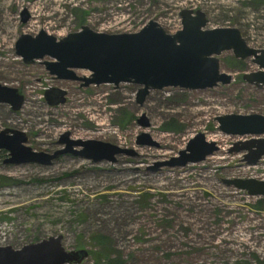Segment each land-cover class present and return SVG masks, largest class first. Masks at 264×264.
<instances>
[{
  "label": "rangeland",
  "instance_id": "374dc122",
  "mask_svg": "<svg viewBox=\"0 0 264 264\" xmlns=\"http://www.w3.org/2000/svg\"><path fill=\"white\" fill-rule=\"evenodd\" d=\"M187 7L205 12V27L237 26L250 45L264 47V0H0V82L24 95L18 109L0 102V129H22L28 145L49 152L64 146L59 136L65 131L136 151L117 154L113 162L64 152L43 164L5 162L8 152L0 149V244L19 247L60 233L67 249L89 252L63 264H264V195L224 181L264 179V156L249 164L244 150L229 151L251 135L224 133L214 119L264 113V85L243 77L259 68L251 57L242 61L223 50L218 56L221 70L232 75L228 83L152 88L140 103V84L81 86L49 73L41 60L52 57L25 63L14 49L23 32L44 29L60 37L82 24L114 32L119 24L135 30L154 19L172 32ZM49 86L64 88L65 101L48 103ZM142 117L149 125L140 124ZM198 130L218 148L197 162L152 169L177 155ZM142 131L159 144L137 143Z\"/></svg>",
  "mask_w": 264,
  "mask_h": 264
},
{
  "label": "water",
  "instance_id": "95a60500",
  "mask_svg": "<svg viewBox=\"0 0 264 264\" xmlns=\"http://www.w3.org/2000/svg\"><path fill=\"white\" fill-rule=\"evenodd\" d=\"M182 27L168 32L154 19H150L136 31L109 32L93 29L82 24L79 29L57 37L40 29L35 34L21 33L14 42L17 55L25 63L42 59L46 69L56 78L78 80L79 85L134 82L140 84L136 101L142 103L149 89L164 86H179L195 89L228 83L229 72L220 68L219 54L231 50L238 58L251 57L259 65L256 70L243 74L245 80L264 85V47L250 45L237 26L205 27V12L197 8L180 10ZM27 14L23 16L25 20ZM76 69H86L87 74H78ZM66 90L60 86H49L44 90L48 103L63 102ZM24 95L16 86L0 82V102L9 103L12 109L21 107ZM217 128L227 134L251 137L232 143L229 151L244 150V160L258 163L264 155V113L228 112L215 116ZM143 126L148 119L139 118ZM28 134L19 128L0 129V149H6L5 162H39L49 164L54 157L71 152L93 161L106 159L116 161L117 154H134L136 151L108 140L98 138H71L69 131L59 136L62 148L37 150L28 145ZM139 144L158 145L148 132L136 137ZM79 148H75V146ZM218 148L215 140H208L203 131L190 136L184 148L167 159L156 161L152 169L162 165L181 166L188 162L203 160ZM227 184L247 190L250 194L264 195V179L256 177L224 178ZM84 247L67 249L62 243V234H52L30 241L19 247L0 244V264H63L77 263L88 255Z\"/></svg>",
  "mask_w": 264,
  "mask_h": 264
},
{
  "label": "built area",
  "instance_id": "2783aa9c",
  "mask_svg": "<svg viewBox=\"0 0 264 264\" xmlns=\"http://www.w3.org/2000/svg\"><path fill=\"white\" fill-rule=\"evenodd\" d=\"M187 8H190V7H187ZM191 9H192V8H191ZM179 13H180V11H179ZM180 16H181V15H180ZM180 16H179L178 23L175 22V26H174V28L171 29L172 32H175V31H177L178 29H180V28L182 27V21H181V17H180ZM144 24H145V23H141L138 27L133 28V29H135V30H129L131 26L121 27L120 24H119L118 26H113L114 29H110V27H109V29L112 30V31H114V32H120V31H136V30L140 29ZM173 25H174V24H172V26H173ZM104 29H106V28H104ZM170 32H171V31H170ZM263 156H264V155H263ZM263 156H262V158H263ZM262 158H261V159H262Z\"/></svg>",
  "mask_w": 264,
  "mask_h": 264
},
{
  "label": "trees",
  "instance_id": "16d2710c",
  "mask_svg": "<svg viewBox=\"0 0 264 264\" xmlns=\"http://www.w3.org/2000/svg\"><path fill=\"white\" fill-rule=\"evenodd\" d=\"M241 60L243 61L244 59H243V58H241Z\"/></svg>",
  "mask_w": 264,
  "mask_h": 264
}]
</instances>
